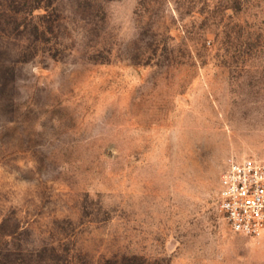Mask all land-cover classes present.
Listing matches in <instances>:
<instances>
[{"label": "rangeland", "instance_id": "rangeland-1", "mask_svg": "<svg viewBox=\"0 0 264 264\" xmlns=\"http://www.w3.org/2000/svg\"><path fill=\"white\" fill-rule=\"evenodd\" d=\"M249 155L264 0H0L2 246L67 233L79 264H264V230L218 207Z\"/></svg>", "mask_w": 264, "mask_h": 264}, {"label": "built area", "instance_id": "built-area-1", "mask_svg": "<svg viewBox=\"0 0 264 264\" xmlns=\"http://www.w3.org/2000/svg\"><path fill=\"white\" fill-rule=\"evenodd\" d=\"M218 207L234 231L259 234L264 230V157L229 160L220 177Z\"/></svg>", "mask_w": 264, "mask_h": 264}, {"label": "trees", "instance_id": "trees-1", "mask_svg": "<svg viewBox=\"0 0 264 264\" xmlns=\"http://www.w3.org/2000/svg\"><path fill=\"white\" fill-rule=\"evenodd\" d=\"M2 226V225H1ZM3 236L5 245L0 244V261L3 263L12 264H28L29 261L33 264H79L76 255L71 253L72 248L69 247L67 233H64L61 238H57L59 245L51 247H43L36 250L35 253H29L28 249H22L18 245V239L15 232H6ZM30 255V260H25L24 256ZM34 256V257H33ZM27 261V263H25ZM99 262V260H98ZM100 264V263H99ZM109 264H120L118 260H111ZM129 264V263H128Z\"/></svg>", "mask_w": 264, "mask_h": 264}]
</instances>
